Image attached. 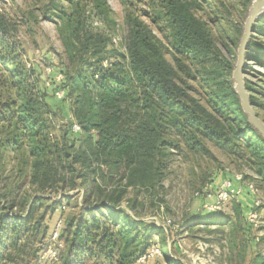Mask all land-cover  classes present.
I'll list each match as a JSON object with an SVG mask.
<instances>
[{"label": "trees", "instance_id": "16d2710c", "mask_svg": "<svg viewBox=\"0 0 264 264\" xmlns=\"http://www.w3.org/2000/svg\"><path fill=\"white\" fill-rule=\"evenodd\" d=\"M53 1L46 0L42 17L57 21L63 57L45 82L14 38L16 25L0 14V264H37L58 221L55 254L44 264H135L151 256L153 264H181L166 244L169 225L134 214L138 195L163 214L164 180L176 157L215 146L247 167L264 191V139L233 90L234 65L195 15L198 0L159 1L172 62L137 16L126 19L121 52L107 35L87 27L90 10L83 0L50 9ZM251 1L242 0L243 9ZM93 10L92 18L108 19L104 0H93ZM245 58L264 68V14L253 26ZM196 82L207 89V99ZM245 87L253 105L254 88L249 82ZM57 91L64 97L58 99ZM67 108L70 118L57 128L53 120L65 119ZM78 188L81 201L72 205L78 192L67 193ZM129 190L133 196L127 198ZM205 191L194 197L202 200L195 219L229 222L203 207ZM242 196L253 199L249 210L257 212L253 194L244 190ZM123 200L133 215L119 207ZM236 201L235 217L245 221L248 238L253 223ZM248 264H264V256L256 253Z\"/></svg>", "mask_w": 264, "mask_h": 264}, {"label": "rangeland", "instance_id": "374dc122", "mask_svg": "<svg viewBox=\"0 0 264 264\" xmlns=\"http://www.w3.org/2000/svg\"><path fill=\"white\" fill-rule=\"evenodd\" d=\"M104 1L108 9V19L96 12L97 18H92L93 0L82 2L83 7L86 6V10H90V14L85 16L87 27L91 31L107 35L111 39V47L122 52L124 51L122 42L127 33L126 19L137 16L151 28L161 43L166 58L172 62L169 45L170 29L165 17L160 14V0ZM197 2L199 7L194 10L195 15L205 22L217 48L234 65L239 41L238 29L243 27L247 16V10L242 7V0H198ZM45 5L46 0H0V14L9 19L10 24L16 25L17 32L13 36L20 43L25 57L38 67L42 77L45 78L44 82L51 73L52 67L60 66V55L63 57V48L57 37V21H49L45 19L46 17H42ZM60 6L67 8L68 5L63 0H55L49 5L50 9ZM243 72L244 81L249 82L254 88L250 93L253 97V107L264 121V68L244 58ZM194 86L200 95L207 92L199 82L194 83ZM201 99L207 98L204 95ZM67 111L68 108L64 112L65 119L61 117L62 122L60 117L53 120L57 128H61L67 122L65 120L70 118ZM207 147L208 151L205 153L185 152L176 157L169 166L164 180L166 203L161 205L163 214H159L160 209L154 212V207L146 206L148 203L143 195L136 197L134 214L139 220H155L157 223L163 220L164 224L169 225L168 231L172 238H168L166 244L170 248V254L180 260L181 264H248L249 259L256 253L264 256V191L254 183L253 173L231 154L212 145ZM223 172L227 173V178L233 174H242L245 182H252L256 189L253 196L259 200V208L258 213L256 212V222L249 228L248 238L243 233L245 221H239L235 217L236 200L226 202L220 210V216L229 220L227 223L219 219H212L209 223L195 219L196 214L201 210L202 202L194 198L195 193L204 191L203 188L206 187L205 192L208 194L205 196V203L210 204L220 185ZM75 192L78 193L71 198L72 205H77V202L81 201V188L67 194L72 195ZM132 196L133 193L129 190L126 197ZM56 199L59 200L60 197L57 196ZM239 200L248 220L253 199L242 196ZM119 207L133 215L125 200ZM44 243L45 249L37 264H44L53 252V245L48 240ZM173 245L177 246L175 251L172 250ZM156 252L153 250V253ZM147 258L139 259L135 264L154 263L152 256ZM157 264L165 263L160 260Z\"/></svg>", "mask_w": 264, "mask_h": 264}, {"label": "water", "instance_id": "95a60500", "mask_svg": "<svg viewBox=\"0 0 264 264\" xmlns=\"http://www.w3.org/2000/svg\"><path fill=\"white\" fill-rule=\"evenodd\" d=\"M264 14V0H252L248 9L247 16L243 23V31L240 36L238 47L236 49V61L231 73L233 90L239 100L243 114L246 116L248 123L264 139V122L257 115L253 105L249 100V93L245 87L244 81V58L250 40L253 26L257 19Z\"/></svg>", "mask_w": 264, "mask_h": 264}, {"label": "built area", "instance_id": "2783aa9c", "mask_svg": "<svg viewBox=\"0 0 264 264\" xmlns=\"http://www.w3.org/2000/svg\"><path fill=\"white\" fill-rule=\"evenodd\" d=\"M60 78L61 77L58 76L57 80H59ZM55 96L58 99H61L64 97V93L62 91H57V92H55ZM71 130L73 132H78L79 127L76 124H73ZM204 189L206 190V187ZM244 190L250 192L253 195L256 192V189L254 188L253 183L249 182V181L245 182L242 174H233L230 178H224L220 182L218 189L214 193V196L212 198V202H210V204L204 203L203 207L207 211H211V212L212 211L213 212L214 211H220L222 206L225 205L226 202L233 200V199L238 200V198L242 195ZM195 196H198L197 192L195 193ZM254 206H259V200L258 199L254 200ZM248 216H249L248 217L249 222H251V223L256 222L255 221L257 218L256 212H250ZM168 223H169V220H168ZM59 226H60V221L57 222L56 227H55L52 235L50 236L49 242L51 243V245L57 238V232H58ZM54 254H55V252H54V248H53V252L51 254V257H53Z\"/></svg>", "mask_w": 264, "mask_h": 264}, {"label": "crops", "instance_id": "0c3cea01", "mask_svg": "<svg viewBox=\"0 0 264 264\" xmlns=\"http://www.w3.org/2000/svg\"><path fill=\"white\" fill-rule=\"evenodd\" d=\"M240 198V197H239ZM239 198H238V200H239Z\"/></svg>", "mask_w": 264, "mask_h": 264}]
</instances>
